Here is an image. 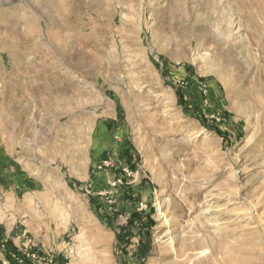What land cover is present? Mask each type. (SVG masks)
<instances>
[{"label":"rangeland","instance_id":"rangeland-1","mask_svg":"<svg viewBox=\"0 0 264 264\" xmlns=\"http://www.w3.org/2000/svg\"><path fill=\"white\" fill-rule=\"evenodd\" d=\"M182 260L264 264V0H0V264Z\"/></svg>","mask_w":264,"mask_h":264},{"label":"crops","instance_id":"crops-1","mask_svg":"<svg viewBox=\"0 0 264 264\" xmlns=\"http://www.w3.org/2000/svg\"><path fill=\"white\" fill-rule=\"evenodd\" d=\"M116 125H117V124H115V122H113V121H108V122L106 123V127H107L108 129H111V130H114V129L119 128V127H116ZM120 156H121V158L124 157V158L129 159L130 156H132V155L130 154V150L126 148V150L124 151V153H120ZM125 156H126V157H125ZM102 157L104 158V160H102V162L105 161L106 159H108L107 156H106L104 153L102 154Z\"/></svg>","mask_w":264,"mask_h":264},{"label":"built area","instance_id":"built-area-1","mask_svg":"<svg viewBox=\"0 0 264 264\" xmlns=\"http://www.w3.org/2000/svg\"><path fill=\"white\" fill-rule=\"evenodd\" d=\"M114 164H115V163L113 162L112 159H109V160H106V161L103 162V165L106 166V167H110V166L113 167ZM123 171L126 172V173L129 172L128 168H124ZM119 183H120L119 180L110 183V187H111V189L117 188L118 185H119Z\"/></svg>","mask_w":264,"mask_h":264},{"label":"bare ground","instance_id":"bare-ground-1","mask_svg":"<svg viewBox=\"0 0 264 264\" xmlns=\"http://www.w3.org/2000/svg\"><path fill=\"white\" fill-rule=\"evenodd\" d=\"M209 238L210 239L215 238V235L214 236H209ZM204 245H205L204 240L203 241H198V243H196V247L198 246V248H202ZM208 245L210 246L212 254H214L215 253V247L213 245L209 244V243H208ZM174 264H187V263L184 260H182V261H178V262H176Z\"/></svg>","mask_w":264,"mask_h":264},{"label":"trees","instance_id":"trees-1","mask_svg":"<svg viewBox=\"0 0 264 264\" xmlns=\"http://www.w3.org/2000/svg\"><path fill=\"white\" fill-rule=\"evenodd\" d=\"M178 94H179L180 100H182L183 98H182V95L180 94V92H178ZM215 130H216V129H215ZM216 131H218V130H216ZM118 238L121 240V239H122V236L119 235ZM146 252H148V250H147Z\"/></svg>","mask_w":264,"mask_h":264}]
</instances>
